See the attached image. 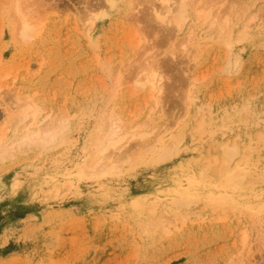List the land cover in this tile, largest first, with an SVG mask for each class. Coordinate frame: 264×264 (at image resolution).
<instances>
[{
    "label": "rangeland",
    "instance_id": "obj_1",
    "mask_svg": "<svg viewBox=\"0 0 264 264\" xmlns=\"http://www.w3.org/2000/svg\"><path fill=\"white\" fill-rule=\"evenodd\" d=\"M11 1L0 0V130L10 136L18 124L3 110L15 92L32 94L51 119L62 115L66 121L56 143L9 150L0 158V264H264V209L258 217L252 211L261 202L251 199L264 191V175L232 190L233 198L220 204L221 215L199 199L180 209L185 218L167 222V232L160 227L145 231L142 225L151 203L175 187L176 180L198 171L205 159L220 160L224 139H237L241 152L248 142L264 144L259 119L264 114V0L213 1L235 22L242 13L245 20L254 15L235 63L219 42L207 43L198 63L191 47L170 55L181 35L155 27L151 19L140 21L137 33L146 37L141 45L154 43L160 52V116L153 100L126 83L143 59L142 47L137 50L127 35L129 0L104 6L102 0H34L40 32L25 42L12 30ZM96 9L104 14L89 37L83 17ZM147 12L144 7L141 15ZM118 67L125 71L121 69L115 91ZM187 79L193 81L190 89ZM185 94L193 97L190 109L194 102L203 103L200 131L195 127L200 116L184 111ZM111 109L124 122L156 118L146 123V130L168 122L177 134L176 147L162 158L139 152L141 147L130 139L125 146L129 143L134 159L103 179L107 185L101 193L95 179L65 173L87 157L97 119ZM250 158L260 169L264 150L258 161L255 152ZM214 165L207 169L211 181L217 178ZM67 180L78 187H67ZM156 206L163 207L161 202Z\"/></svg>",
    "mask_w": 264,
    "mask_h": 264
},
{
    "label": "bare ground",
    "instance_id": "obj_2",
    "mask_svg": "<svg viewBox=\"0 0 264 264\" xmlns=\"http://www.w3.org/2000/svg\"><path fill=\"white\" fill-rule=\"evenodd\" d=\"M36 1L38 0H35V2ZM213 1L214 0H129L128 20L130 22V28L127 35L129 40L134 43V47H136L137 50H139L138 47L140 49L142 47L141 51H139L140 54L142 53L143 59H141L139 64L134 66V70L132 69L133 72H130L131 74L129 73V81L127 80L126 83L132 92L142 96L147 95L146 99L153 100L154 111L158 109V107L161 108L156 116L161 115L162 107L159 103L161 102L160 99L164 87L163 75L159 74L157 70L160 52H155L154 43H149L145 46L141 45L142 42L144 43V41H146V37L137 33L138 24L140 21L144 20L143 18L147 20L151 19L155 23V27H161L163 30L169 31L170 33L173 32L176 35L180 34V38H178L177 41L175 40L177 45L175 44V46L173 43L172 47L173 45L175 47H170L172 48L170 55H174L176 49L180 50V52H187L189 47H191V50L194 51L192 59H196L195 63H198L199 60H197V58L200 53L206 49V46L211 42H219L223 44L225 54L229 56L230 63H235L236 53H241V43L245 41L244 36L248 33V28H250L249 19L254 18V15L245 20V17H243L244 14L242 13V16L240 14L238 20L235 22L227 12L221 11L218 6H215L216 2ZM35 2L34 0H12L10 3V13L14 21L12 22V30L22 42L35 38L37 33L40 32L39 29L42 19L35 16ZM102 3L103 6L104 4L113 5V0H102ZM144 7L148 9V12L144 14L143 17L141 12ZM94 11L95 10H91L87 14L85 13L83 17V19L85 18V22L82 24L84 25L83 30L89 37L91 30L94 28L96 19L104 14L98 13V9H96L97 12ZM237 23L239 27L238 29H234L233 27ZM234 30L237 31L234 32ZM122 68L123 67H118L116 71V79L114 80L116 83L115 91L119 90L116 87L120 83L119 75L121 74ZM123 70L124 68L122 71ZM189 78L191 77L189 76ZM192 82L191 79H187V89L191 88ZM112 86H114V83ZM16 94V92L13 94L15 95L13 96V98L15 97L14 101L6 105L4 104L3 107L7 117H10L12 120L14 118L18 119V124L13 128L10 136H8L6 129L0 130V158H3L9 150L18 149L20 151L22 147L30 146L44 148L54 144L56 143L58 134L65 126L64 122L66 118H64V116H57V119L54 117L56 120L51 119L53 116L48 112H43L41 102L35 99L32 94ZM144 101L147 102V100ZM192 101V96L184 95L182 101L185 108L184 111L186 113L191 112L194 117L197 115L200 116L198 119L195 118L197 121L195 126L196 130L200 131L202 130L204 119L202 113L203 103L200 102V104H198L194 102V109H190L189 107ZM149 119H151V117L148 119L146 118L147 122L145 120L141 122H138V120L137 122L130 120L131 123H129L126 121L124 122V119L116 114L113 109L107 112L102 111L97 119V131L90 138L89 154L86 158L85 156L83 157L84 160L82 162L78 163L76 166L73 165L75 168L72 167L74 168L72 173L65 174L75 175L78 179H95L99 184L98 189L103 193L107 185L103 179L120 170L125 162L130 163V161L134 159V157L131 159L133 151H129L131 148L128 147L129 143L125 146V143L130 139L131 141L132 139L136 140L135 144L141 147L140 150L138 147H136V149L141 153L152 154L156 152L157 156L162 158L171 153L176 147L175 138L177 134L173 136L174 131L169 130V123L165 121L158 124L159 126H157L158 128H156V130L154 126L150 128V130L144 129L146 123L150 122L151 124V121L156 118L153 117L151 121H149ZM259 119L261 123H263L264 114H262ZM149 133H152L151 135H153V137H151L149 142H145L146 138H143L145 136L147 137ZM262 136L263 135L259 133L260 140H262ZM177 138H179V136ZM135 144L133 143V145ZM262 149L264 150V144L258 146L257 142H248L243 146V151L241 152L237 144V139H224L220 143V160L214 158L212 161H209L208 159L206 160L205 157V160L202 161L197 168L198 171L193 170L188 176H185L186 178L183 176L184 179L175 181V187L168 190L170 194L167 192L165 195L155 198L157 200L151 203L147 213L144 214L145 221L142 224L144 230L150 231L160 227L161 231H169L167 222L169 223L170 219L175 220L177 217L182 219L185 218L184 214L180 212V209L197 202L199 199H202L203 204L208 205L214 212L221 215L224 211H218L220 204L228 198H233L232 190L240 187L241 183H246L251 179H259L264 175V161L262 167L257 169L255 162L250 158L255 152L257 155L256 161H258L260 150ZM40 150L39 152H41ZM211 162L215 163L214 174L217 176L216 180L213 181L208 180V177L211 175L207 173L208 166ZM67 172L70 171L68 170ZM53 175L51 177H53ZM77 178L76 180H78ZM63 179L65 178L63 177ZM67 181H69L67 187H78L76 182H72L73 180ZM51 187L56 188V195L59 187H57L56 183L51 185ZM263 192L264 191H260L256 196L251 198L255 199L258 203L261 202L253 206L256 210L254 209L252 212L256 213L258 217L262 216V210L264 209V200L262 199ZM131 201L132 204H135L136 198ZM160 202L163 206L161 210L156 206L160 204Z\"/></svg>",
    "mask_w": 264,
    "mask_h": 264
}]
</instances>
